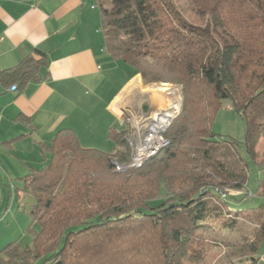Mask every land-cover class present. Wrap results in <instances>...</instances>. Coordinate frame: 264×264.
Masks as SVG:
<instances>
[{
  "label": "trees",
  "instance_id": "obj_1",
  "mask_svg": "<svg viewBox=\"0 0 264 264\" xmlns=\"http://www.w3.org/2000/svg\"><path fill=\"white\" fill-rule=\"evenodd\" d=\"M185 1L226 40L192 25L172 0H96L111 57L147 84L182 85V109L165 134L168 146L124 172L114 162L130 160L129 127L109 130L111 151L83 147L72 130H60L42 147L47 165L31 168L17 188L34 199L32 240L9 242L0 264H206L209 232L240 231V215H249L231 208L242 200L233 192L246 190L248 160L257 163L264 138V0ZM46 65L37 49L3 75L18 90L40 81ZM224 99L246 122L243 142L213 130ZM255 195L264 198V178ZM263 209L253 210L254 227L232 246L237 261L228 264L258 263Z\"/></svg>",
  "mask_w": 264,
  "mask_h": 264
},
{
  "label": "crops",
  "instance_id": "obj_2",
  "mask_svg": "<svg viewBox=\"0 0 264 264\" xmlns=\"http://www.w3.org/2000/svg\"><path fill=\"white\" fill-rule=\"evenodd\" d=\"M37 49L47 54L42 79L12 90L16 81L3 73ZM140 77L108 53L96 0H0V251L30 223L17 188L31 168L47 165L43 145L70 129L81 146L111 151L108 132L123 130L126 93Z\"/></svg>",
  "mask_w": 264,
  "mask_h": 264
},
{
  "label": "rangeland",
  "instance_id": "obj_3",
  "mask_svg": "<svg viewBox=\"0 0 264 264\" xmlns=\"http://www.w3.org/2000/svg\"><path fill=\"white\" fill-rule=\"evenodd\" d=\"M172 1L175 4V6L178 8L181 15L192 25L206 30L208 33H210L212 36H214L215 38L219 40L220 39L222 41L226 40L224 34L222 33L220 26L215 25L213 23H209L205 18L191 11L189 4L185 0H172ZM126 34L134 40L140 39L139 34H137L136 32L134 33L133 31L127 30ZM137 80H140V82L133 89L134 84ZM137 80L132 81L126 93V107L127 108H125V110L127 111L124 116L128 119H124L121 124V128H123V130L127 129L128 126H129V129L131 130V128L135 126L136 120H138L136 118H138L139 116L138 114L142 112V109L144 106L156 105V107L158 106L157 108L159 109L161 108L165 109L167 107V104L165 105L167 100L165 99L166 97L164 96L165 94H167V92L164 93V91L160 89L163 84L168 86L169 89H175L174 90L175 93L179 94L180 104L177 109H174V111L177 113V114L175 113V116L179 114V112L182 109V105L184 101L182 85L171 84V83H149L147 84L144 82L142 76L138 78ZM139 88L142 89V92L146 90V93L149 96H151V99H147L145 96L146 93H142V92L139 97L136 94V92H139L140 90ZM159 90L163 93L158 92ZM129 91L131 92L128 95ZM135 94L137 95V97ZM160 95H163V98H161ZM158 96H160L162 101L164 100V105H165L164 107H161L158 105L159 104L157 102V100L159 99ZM213 130L217 134L224 135V136H219L218 138H225V139L234 138L241 142L244 141L245 135H246V122L238 113L235 112L231 100L224 99L222 101V105L215 116V120L213 123ZM131 133L132 131H130V135ZM257 150L259 153L257 163L255 164L253 161L248 160L249 181H248L246 190L241 193L233 192L235 194H238L237 196L241 198L242 200L237 203H233L231 201L232 209L241 210V211L245 210L249 216L244 219L245 215L244 216L240 215L239 220H238L239 221L238 224L240 226L239 232H224V231H221V229L217 228L216 230L211 231L207 234L208 237L213 239V241L208 247L207 257L205 259L206 264H228L230 263L229 261H237L236 256H232V253L234 252V249L232 248V246L236 247L239 241L241 240V238L243 237V235L249 234V231L254 227L253 222L256 221L257 218L256 216H253L254 215L253 210L255 208H258L261 204H264V198H260L255 195L259 181L264 178V138L260 140ZM131 152H132V147H131ZM240 152L242 153L243 156L246 157L245 148L243 144L240 148ZM244 195H247V197L244 198ZM22 196L25 197L24 204H22V210L25 211L27 215L29 216L28 214L29 207L33 203L34 199L32 196L28 197L24 194H22ZM4 208H6V206ZM232 217L233 216H228L230 220L232 219ZM30 223H31V219H30ZM30 223L27 225L26 230L24 229L20 237H16L18 239H15V240H20V238H22L23 236V238L21 239V242L24 245L30 244L32 240V235L28 232V227ZM183 264H189V263L183 262ZM236 264H247V261H240Z\"/></svg>",
  "mask_w": 264,
  "mask_h": 264
},
{
  "label": "built area",
  "instance_id": "obj_4",
  "mask_svg": "<svg viewBox=\"0 0 264 264\" xmlns=\"http://www.w3.org/2000/svg\"><path fill=\"white\" fill-rule=\"evenodd\" d=\"M166 89L165 97L170 103L165 109H159L156 105H146L138 114L139 116L136 118L138 120H136L135 126L131 128L132 133L128 137L132 147L130 160L124 165L114 162L117 172L143 167L149 159L157 156L168 146L169 140L165 134L176 117L174 109L179 107L180 98L179 94L175 93V89H169L168 86ZM12 90H16L15 85L12 86ZM172 93H175V96H172Z\"/></svg>",
  "mask_w": 264,
  "mask_h": 264
},
{
  "label": "bare ground",
  "instance_id": "obj_5",
  "mask_svg": "<svg viewBox=\"0 0 264 264\" xmlns=\"http://www.w3.org/2000/svg\"><path fill=\"white\" fill-rule=\"evenodd\" d=\"M165 87V88H164ZM162 91H166L167 89H166V85L164 86H161V88H160ZM148 91V90H147ZM158 92H161L160 90L158 91ZM142 93H146V90H144ZM161 93H163V92H161ZM153 95V94H152ZM155 95V94H154ZM164 95V94H163ZM163 95H160L161 96V98H163ZM145 96H146V98L147 99H151V96H149L147 93L145 94ZM160 96H158L159 97V99L157 100V102L159 103L158 105L159 106H161V107H164L166 104H169L170 102H169V100H167L165 97V99L167 100V102L165 103V105H164V100L162 101V99L160 98ZM165 96V95H164ZM172 96H175V93H172ZM158 107V106H157ZM160 107V108H161ZM162 109V108H161Z\"/></svg>",
  "mask_w": 264,
  "mask_h": 264
},
{
  "label": "water",
  "instance_id": "obj_6",
  "mask_svg": "<svg viewBox=\"0 0 264 264\" xmlns=\"http://www.w3.org/2000/svg\"><path fill=\"white\" fill-rule=\"evenodd\" d=\"M163 85H165V84H163ZM163 85H162V86H163ZM166 87H167V86H166ZM125 111H126V110H125ZM125 111H124V112H125Z\"/></svg>",
  "mask_w": 264,
  "mask_h": 264
}]
</instances>
